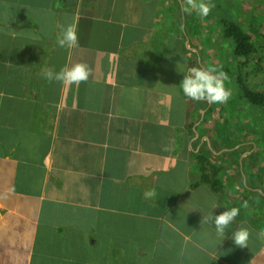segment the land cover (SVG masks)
Instances as JSON below:
<instances>
[{
	"label": "crops",
	"instance_id": "0c3cea01",
	"mask_svg": "<svg viewBox=\"0 0 264 264\" xmlns=\"http://www.w3.org/2000/svg\"><path fill=\"white\" fill-rule=\"evenodd\" d=\"M185 6L0 0V264H264L263 200L243 188L264 190V168L246 177L241 137L179 89L202 59ZM68 23L79 46L60 48ZM77 63L87 82L44 78ZM204 145L240 151L215 161L217 188L197 168ZM231 207L225 235L248 229V247L215 236L208 217Z\"/></svg>",
	"mask_w": 264,
	"mask_h": 264
},
{
	"label": "rangeland",
	"instance_id": "374dc122",
	"mask_svg": "<svg viewBox=\"0 0 264 264\" xmlns=\"http://www.w3.org/2000/svg\"><path fill=\"white\" fill-rule=\"evenodd\" d=\"M210 2L214 7L207 17H197L198 57L202 58L198 66L223 71L227 76L225 87L231 90L229 100L222 104L226 111L221 113V124L214 122L213 126L225 130V136L232 134L234 137L239 135L245 138L244 147L247 148V153L264 161V110L251 106L238 96V78L241 77L255 90L264 91V0ZM193 15L194 12L192 17ZM225 19L239 22L251 34L255 52L247 61L244 57L234 56L233 42L222 37V21ZM211 105L209 104V107ZM219 105L215 104L214 109L217 110L211 119L218 117ZM204 106L205 104L197 105L198 119L202 121L207 120V110H204ZM203 151L206 152V149L203 148Z\"/></svg>",
	"mask_w": 264,
	"mask_h": 264
},
{
	"label": "clouds",
	"instance_id": "9594fccd",
	"mask_svg": "<svg viewBox=\"0 0 264 264\" xmlns=\"http://www.w3.org/2000/svg\"><path fill=\"white\" fill-rule=\"evenodd\" d=\"M214 7L209 0H186L184 11L186 14H192L193 11L199 17H206ZM56 44L60 48H75L79 46V40L76 27L73 23L66 24L57 37ZM183 74L179 89L182 95L193 102H205L207 104H224L230 96L231 90L225 87L227 79L223 71L203 67H190L179 70ZM91 74L87 65L77 63L70 67H64L59 72L48 71L43 73L48 81H59L63 84L78 85L87 82ZM146 197L154 195L153 192H146ZM215 208V204L212 205ZM239 214L238 207L226 208L218 215H210L208 219L214 228V233L219 245L230 238L235 246L239 248L248 247L250 233L246 228H240L232 232L230 237H226V229L233 223ZM264 238V231L259 233Z\"/></svg>",
	"mask_w": 264,
	"mask_h": 264
},
{
	"label": "trees",
	"instance_id": "16d2710c",
	"mask_svg": "<svg viewBox=\"0 0 264 264\" xmlns=\"http://www.w3.org/2000/svg\"><path fill=\"white\" fill-rule=\"evenodd\" d=\"M184 17H186V15ZM222 37L224 39H229L233 42L234 46L232 49V54L236 57H244L246 58V61H247V59L255 52V47H254L251 34L248 31H246L243 28L242 24H240L237 21L228 20V19H225L222 21ZM238 96L239 98H241V100H245L249 104H251V106L259 107L262 110H264V91H260L257 89L255 90L254 88L249 86L245 82V80H243L242 77L241 79L238 78ZM196 104L197 105L205 104L203 108L204 110H207V114H206L207 119H210V117L213 116V113L215 112V110H217V109H214L215 104H212L210 107H209V104L207 105V103L202 102V101L197 102ZM219 109H220L219 115L214 120H215V124L218 123L220 125L221 117H222L221 113L223 111H226V107L220 104ZM216 130L218 129L216 128ZM244 139L245 138H241V149H240L241 151L240 154L242 157L241 170L245 168L246 171L244 170L243 172L245 173V176L250 179L252 178L254 172L257 173V171L260 168L262 169L264 168V161L257 159V156L254 157V155H251L252 158L250 156H246L247 148L244 147L245 146ZM233 146H234L233 144L228 143L226 149H232ZM204 147H206V145H204L203 148ZM203 148L198 151V153L196 154V158H195L197 168L200 173V177L202 178L204 182L212 184L214 185V188H217L216 184L221 182L219 179V173L222 172L223 166L220 165L219 163L216 164L215 161L219 162L221 158H224L228 154L235 153L239 155L240 151L239 150L225 151L220 156H215V155H212L213 151L208 150L210 155L207 156L204 154ZM235 163H236V167L239 168L238 158ZM253 169H258V170L254 171L250 175L248 172L252 171ZM252 183L258 184L257 178H254L251 184ZM248 187H250V183L247 184V187L243 185V188L246 190L245 192L251 194V197H253L255 200L262 199L263 202L261 204H264V190L253 191V190H250ZM262 208L264 209V205Z\"/></svg>",
	"mask_w": 264,
	"mask_h": 264
}]
</instances>
